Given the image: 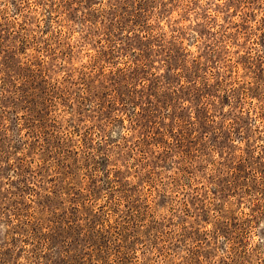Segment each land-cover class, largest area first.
I'll return each mask as SVG.
<instances>
[{
	"label": "rangeland",
	"instance_id": "374dc122",
	"mask_svg": "<svg viewBox=\"0 0 264 264\" xmlns=\"http://www.w3.org/2000/svg\"><path fill=\"white\" fill-rule=\"evenodd\" d=\"M167 61L190 86L176 121ZM263 93L264 0H0V264H223L246 244L264 264V193L224 205L208 180L224 146L264 170Z\"/></svg>",
	"mask_w": 264,
	"mask_h": 264
},
{
	"label": "trees",
	"instance_id": "16d2710c",
	"mask_svg": "<svg viewBox=\"0 0 264 264\" xmlns=\"http://www.w3.org/2000/svg\"><path fill=\"white\" fill-rule=\"evenodd\" d=\"M125 31H127L126 28H124L123 32H125ZM128 32L130 33L131 31H128ZM127 37L130 38L131 37L130 34ZM167 62H169L167 67H168L170 73H172V76L174 75V77H172V79L167 81V84H168V86L170 85L169 87L171 89L170 94L173 96L172 102L177 99L178 101L183 103V106H180L176 110V108H174L173 105H167L166 107H163L161 105V107L163 108V111H162L161 114L164 116V120H167V119H169L172 116V117H174V120L176 121L177 119H183L182 117L184 115L179 113V111H181V110L186 108V106H184V105H185V103L187 102L188 99L186 98V95H184V94H186V91L188 89H190V86L188 84L186 85L184 83V78H186L187 75L183 71L179 70L180 67H174V65L172 63H170V61H167ZM152 74H155V72H152ZM143 80H144L143 77H141L140 78V82L143 81ZM190 82L191 83H195V82L197 83V79H193V82L192 81H190ZM209 85H210V83L207 84V87L205 86L206 87L205 89H203V88L201 89L198 84H196V85L192 84L191 87L193 89H195V90L199 89L200 93L202 94L201 95L202 98H206L208 96L209 92L207 91V93H204V91H206V89L209 90V88H208V87H210ZM144 89H147V88H144ZM249 90H250V87L244 89V93L245 94L248 93ZM141 92L143 93V97H147L145 92H143V91H141ZM263 95H264V93H263ZM227 99L223 100L225 105L230 104L229 100H227ZM147 102L149 104H151L150 108L149 109L147 108L148 112H149L147 116L148 117H154L155 113H156V110L152 108V105L154 107V102L152 100L151 101H147ZM136 108L137 107H134L132 109V110H134L133 111L134 115H138L140 113V111H138ZM144 109H146V108H144ZM170 110H172V111L170 112ZM205 111H206L207 114L204 117H207V119L204 121V127H203V129H205L204 137H210V136L213 135L217 139V138H219L221 136L222 131L221 132L218 131L217 128L212 125V124H214L215 121L210 116L211 115L210 114L211 113L210 109L206 108ZM240 111H241V114H243L245 110H244V108H242ZM190 112L193 113V111H190ZM248 113L250 115L251 111L249 110ZM141 114L142 113H140V115ZM249 117H251V116H248V119H250ZM190 118L193 119L194 116L191 115ZM195 119H197V118H195ZM225 121H227L226 118H224V122ZM150 122L151 123H149L150 124L149 129L151 128V125H152V127L154 126L155 129H162L161 125L167 123L166 121H165V123H160V124H159L158 121H154V122L150 121ZM263 122H264V120H263ZM144 126H146V124ZM168 126H169V124H165V130L169 131L170 129L168 128ZM242 128L243 127L241 126L240 130H239V134L241 135V138H242V136H244L242 134L243 133ZM172 132L175 133V130L173 129ZM228 133L229 134H233L234 130L232 128H228ZM147 135H149V137H150V136H152V133L147 134ZM229 139H231V138H229ZM156 142L157 143H154L155 145H157L159 143H162L163 141L161 139H157ZM177 143H179V141ZM177 145L178 144H176L175 149H172V151L175 153V155H178L181 152L179 148L183 147V146L182 147H178ZM222 148H223L222 149L223 151H221V150L217 151V149H212V151H213V154H215L216 152L220 153L219 156H220L221 160L219 161V163L224 168V171H223L224 173L222 172L223 174H222L221 177H215V176H212L211 174H209V176H208V180H210L212 183L217 185V186L214 185L215 186L214 189H216L217 190V194H219V200H223V198H224V200H225L224 201V205H225L227 203H231L232 202V197H236L237 195L240 196V200L245 198L247 194H252V192H257V193H255L256 195H258V193H260L259 195H263V193H264V191L262 190V187L264 186V184H263V178H264L263 167L253 166V168H252V166H248V164L247 165L243 164L244 162H242V161H239V162L236 161V160L231 161V160H229L231 158H228V156L231 155V152L227 151L225 149L226 148L225 146L222 147ZM201 149L198 148V151H200ZM183 152L190 153L191 150L183 151ZM196 156H198V154H196ZM260 161H261V159H260ZM260 161L259 162H255L254 164L255 165H258V164L261 165ZM245 171L250 173V175L249 176L240 175L242 172H245ZM190 173L194 174L193 171H191ZM237 175H239L240 178H238V179H236L234 181V179H232V178L236 177ZM191 176H192L191 178H193V179L196 178L193 175H191ZM109 178H110V173H109V175H107V179H109ZM200 182H202V181H200ZM112 188H113V186H112ZM98 189H99V191H92L93 195L95 197L100 196V194L102 196H104L106 191L101 190V187H99ZM214 189H213V187H209L207 189L208 190L207 194L210 192V190L213 191ZM126 190H129V189L126 188L125 192H126ZM108 193H110V192H108ZM214 193H216V192L214 191ZM187 194H189V193H187ZM189 195L193 196V194H189ZM101 197H99V198H101ZM259 197L262 198L261 196H259ZM196 198L198 199L199 195ZM237 199H239V198H237ZM253 202H254V200H253ZM202 203H204L203 206L207 209L206 217L202 218V216H203L202 214H199V216H201L200 220H201L202 224H204V226L207 227V224H209L211 222L210 219H209L210 218L209 217V211H211L212 208L208 207V205L206 204L205 200L202 201ZM242 203H244V202L242 201ZM214 204H217L219 206L222 205L219 202H216ZM184 206H185V210L184 211H186L187 214L189 212H193V210H192L193 207H190L189 202H185ZM242 208H243V205H241L240 210H243ZM222 210H223L222 208L217 209L218 212H222ZM195 214L198 215V213H195ZM221 230H223V229H221L220 227H217L215 230L212 231L211 236H215V235L217 237L224 236L226 238V236H227L226 234H228L227 233L228 231H221ZM193 233L195 234L194 236H196V232H193ZM205 238H207V237H205ZM202 242H203V240H201V238L198 239V240H195L196 244H194V248L191 249V254L193 255L192 257L198 256L196 259L200 260V258L203 256V257L206 258V260H209L211 262V260H214L216 258L215 257L216 256L215 255V251L217 249L213 248L211 250L210 249V247H212L211 245H209V247H207L206 245L203 246L204 244L202 245ZM198 244H200V246L203 247V248H201V250H198V248H197ZM185 245H186V243L184 245H179L177 247L178 248L179 247L183 248V246H185ZM126 247L131 249L132 245L128 244ZM226 248H227V250H229V248L227 246H226ZM204 249H205V252H204ZM100 251H102L101 248H100ZM257 252H258V249L255 250V248H252V247L250 248V246H248L246 244V246H244V248H242V249L234 248L233 250L226 251L225 259L222 261V263L223 264H253L252 262H250V259H252L255 255H257ZM120 253H122V252L119 251V253H117V254H120ZM101 259H103V258L101 257ZM247 262H249V263H247ZM96 264H98V263H96ZM108 264H126V263H125V261L120 259L119 262H116V263L108 262Z\"/></svg>",
	"mask_w": 264,
	"mask_h": 264
}]
</instances>
